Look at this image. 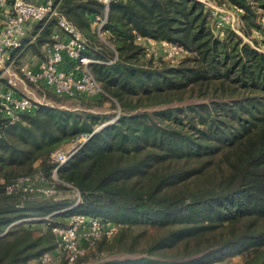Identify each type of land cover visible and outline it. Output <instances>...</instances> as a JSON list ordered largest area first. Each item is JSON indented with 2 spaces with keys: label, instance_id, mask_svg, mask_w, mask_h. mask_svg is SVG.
Instances as JSON below:
<instances>
[{
  "label": "trees",
  "instance_id": "obj_1",
  "mask_svg": "<svg viewBox=\"0 0 264 264\" xmlns=\"http://www.w3.org/2000/svg\"><path fill=\"white\" fill-rule=\"evenodd\" d=\"M229 1L245 10L246 35L264 32V0ZM60 10L100 60L90 68L105 93L57 95L111 100L118 118L101 127L111 115L40 104L15 122L0 113V264H34L56 247L52 225L66 221L62 210L72 201L62 193L74 189L82 200L72 212L120 224L76 264L133 252L142 255L97 264H227L234 255L241 264H264V52L233 31L214 34L196 0H115L109 44L91 26L103 4L62 0ZM54 26L47 23L29 50L49 42ZM137 34L188 52L176 63L146 58ZM84 135L57 170L53 195L7 192L21 176L43 173L51 181L52 153ZM35 223L47 228L36 233Z\"/></svg>",
  "mask_w": 264,
  "mask_h": 264
},
{
  "label": "built area",
  "instance_id": "obj_2",
  "mask_svg": "<svg viewBox=\"0 0 264 264\" xmlns=\"http://www.w3.org/2000/svg\"><path fill=\"white\" fill-rule=\"evenodd\" d=\"M96 1L103 4L104 13H93L91 26L100 39L109 44L105 25L115 0ZM196 1L209 15L214 34L225 37L227 32L233 31L247 40L242 29L244 8L229 0ZM61 2L62 0H0V113L11 122H15L22 113L33 111L38 105L28 92L20 91L22 82H30L70 98L97 97L105 93L90 68L91 63L100 60L88 54V39L60 10ZM52 20H55V26L51 32V40L42 46L43 56L34 54L26 58L25 52L36 42L42 28ZM39 23L42 26L35 30ZM135 42L142 47V54L146 58L176 61L188 52L178 42L160 41L141 34L136 35ZM116 58L117 56L107 63L114 62ZM87 138L84 135L67 151L56 150L52 153L51 157L57 165L53 169L51 181L43 173L21 176L6 184L7 192L53 195L56 192L57 170L69 161ZM74 193L76 206L82 198L78 189H74ZM119 226V223L104 215L74 213L64 223L52 225L56 247L41 254L34 260V264H76L99 239L112 238Z\"/></svg>",
  "mask_w": 264,
  "mask_h": 264
},
{
  "label": "rangeland",
  "instance_id": "obj_3",
  "mask_svg": "<svg viewBox=\"0 0 264 264\" xmlns=\"http://www.w3.org/2000/svg\"><path fill=\"white\" fill-rule=\"evenodd\" d=\"M261 22H264V19L260 18ZM246 42H249L252 45L257 46L260 48L262 51H264V32L259 31L256 28L252 30L251 35H246ZM245 41V40H244ZM39 52V53H37ZM31 51L27 50L25 52L26 58L31 57L32 55L36 54L41 57L43 56L44 50L42 48L39 49V51ZM182 58V57H181ZM167 62L171 63H176V61H170L165 58H163ZM157 60V59H155ZM158 61V60H157ZM29 89L30 92L29 94L32 96L34 100L38 102L40 105H48V106H53V107H58L60 109H66V110H71V111H77L80 112L84 115L88 113H93V114H99L100 116H107L111 115L112 118L109 120L104 121L100 126L103 127L105 125H108L112 121H115L118 118V113H115L116 110H118L117 104H115L111 100L107 99H100V98H80V99H69V98H64L61 96H58L55 94L53 91L50 89L44 88V87H38L30 82H25ZM35 110V109H34ZM65 147V148H64ZM60 148H64L65 151L69 150V145L68 146H63ZM39 165V161L35 163V167ZM65 196L68 197L69 200L72 201V203L66 207L64 211H67L66 215H64V219H67L70 215L74 214L72 210L75 208V202L74 200L75 193L71 191H66ZM36 233H39L41 230H45L47 228V223H41V224H32L31 225ZM3 234H0V236ZM142 254L140 252H133V253H104L103 255L99 256L96 259H93L89 261L87 264H97L98 261L100 262H114V261H123L127 259H132L136 257H140ZM243 262V257L241 255H234L232 257L227 258L225 263L227 264H241Z\"/></svg>",
  "mask_w": 264,
  "mask_h": 264
},
{
  "label": "crops",
  "instance_id": "obj_4",
  "mask_svg": "<svg viewBox=\"0 0 264 264\" xmlns=\"http://www.w3.org/2000/svg\"><path fill=\"white\" fill-rule=\"evenodd\" d=\"M19 89H20V91H23V92H28V93L30 92L28 85L26 83H23V82L20 84Z\"/></svg>",
  "mask_w": 264,
  "mask_h": 264
}]
</instances>
